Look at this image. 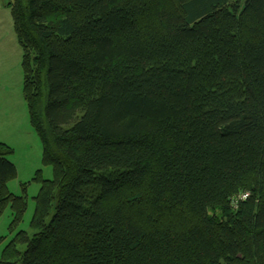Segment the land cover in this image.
Wrapping results in <instances>:
<instances>
[{
  "label": "trees",
  "instance_id": "obj_1",
  "mask_svg": "<svg viewBox=\"0 0 264 264\" xmlns=\"http://www.w3.org/2000/svg\"><path fill=\"white\" fill-rule=\"evenodd\" d=\"M11 7L54 178L0 264H264V0Z\"/></svg>",
  "mask_w": 264,
  "mask_h": 264
},
{
  "label": "rangeland",
  "instance_id": "obj_2",
  "mask_svg": "<svg viewBox=\"0 0 264 264\" xmlns=\"http://www.w3.org/2000/svg\"><path fill=\"white\" fill-rule=\"evenodd\" d=\"M13 0H0V143L13 150L8 158L16 165L17 177L10 191L27 198L23 219L13 224L9 206L0 218V258L19 231L31 232L36 197L44 180L54 178L52 165L43 163V146L33 127L24 95L23 49L12 17Z\"/></svg>",
  "mask_w": 264,
  "mask_h": 264
},
{
  "label": "built area",
  "instance_id": "obj_3",
  "mask_svg": "<svg viewBox=\"0 0 264 264\" xmlns=\"http://www.w3.org/2000/svg\"><path fill=\"white\" fill-rule=\"evenodd\" d=\"M248 195L243 196V198H247Z\"/></svg>",
  "mask_w": 264,
  "mask_h": 264
}]
</instances>
